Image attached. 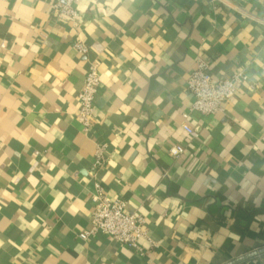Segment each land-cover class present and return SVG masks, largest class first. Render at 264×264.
<instances>
[{
  "label": "crops",
  "instance_id": "obj_1",
  "mask_svg": "<svg viewBox=\"0 0 264 264\" xmlns=\"http://www.w3.org/2000/svg\"><path fill=\"white\" fill-rule=\"evenodd\" d=\"M56 1L0 0V264H264V0ZM198 57L248 76L213 114L189 111ZM96 184L145 218L143 255L78 237Z\"/></svg>",
  "mask_w": 264,
  "mask_h": 264
},
{
  "label": "built area",
  "instance_id": "obj_2",
  "mask_svg": "<svg viewBox=\"0 0 264 264\" xmlns=\"http://www.w3.org/2000/svg\"><path fill=\"white\" fill-rule=\"evenodd\" d=\"M81 0H57L54 5V13L59 17L74 18L77 15L76 5ZM4 47V43L1 44ZM74 48L82 56L89 52L88 45L83 41H75ZM248 80L247 74L242 70L234 71L230 76L215 78L210 71L209 64L202 57H198L195 68L189 74L186 87L193 96L189 111L194 110L202 114H213L222 109L224 102L231 99L239 88V85ZM100 84V74L95 61H90L85 75L82 89L78 94L79 109L77 118L84 131H89L93 125L95 97ZM250 89H255L254 82L249 83ZM189 117V112L183 114ZM187 132L192 129L183 124ZM104 146H98L96 150V165L104 160ZM185 147L175 143L170 147V153L174 156L182 154ZM92 213L89 226L82 230L78 237L83 241L98 235L106 236L119 243L135 249L140 255L145 253L141 245L142 239L149 240L145 218L127 209L126 201L120 197L108 195L103 187L95 185V191L91 197Z\"/></svg>",
  "mask_w": 264,
  "mask_h": 264
}]
</instances>
